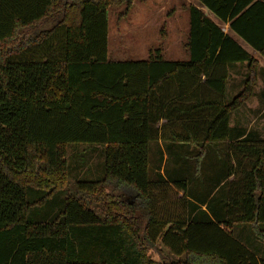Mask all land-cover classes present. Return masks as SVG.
Returning <instances> with one entry per match:
<instances>
[{"label":"trees","instance_id":"16d2710c","mask_svg":"<svg viewBox=\"0 0 264 264\" xmlns=\"http://www.w3.org/2000/svg\"><path fill=\"white\" fill-rule=\"evenodd\" d=\"M128 1L0 0V264H264V135L232 121L264 76L235 38L264 58V0L187 4V59H108Z\"/></svg>","mask_w":264,"mask_h":264},{"label":"rangeland","instance_id":"374dc122","mask_svg":"<svg viewBox=\"0 0 264 264\" xmlns=\"http://www.w3.org/2000/svg\"><path fill=\"white\" fill-rule=\"evenodd\" d=\"M189 3L198 4L196 0H129L121 4L109 5L107 8V58L112 60L144 59L147 58L150 50L158 48L165 59H187L188 54L182 43L187 37V4ZM203 10L218 21L208 10L205 8ZM221 26L224 30L227 29L226 25L221 24ZM235 38L249 49L264 69V58L240 37ZM238 76H234L235 79ZM263 77L258 79L256 91L247 100L245 107H242L232 117V121L240 117L243 125L247 128H255L262 135H264V98H261L259 91L264 87ZM236 82L230 79L228 85ZM76 154L84 156L86 160L85 165L80 167L81 171H84L87 166L94 169V162L98 160L96 151L89 150L86 145L68 146L70 159L76 157ZM112 193L118 194V191L115 190ZM258 239V241H252L249 246L253 252H258L257 256L264 257V239ZM146 253L151 260L158 263L172 257L158 241L154 245H149Z\"/></svg>","mask_w":264,"mask_h":264},{"label":"crops","instance_id":"0c3cea01","mask_svg":"<svg viewBox=\"0 0 264 264\" xmlns=\"http://www.w3.org/2000/svg\"><path fill=\"white\" fill-rule=\"evenodd\" d=\"M202 9H204V7H202ZM207 10V9H206ZM206 13V12H205ZM207 14V13H206ZM208 15V14H207ZM209 16V15H208ZM213 19V18H212ZM214 20V19H213ZM227 26V25H226ZM185 42H183L182 43V46H183V44H184ZM242 47H244L247 51H249V49H247V47H245V46H243L241 43H239ZM183 48L185 49V47L183 46ZM185 51H186V49H185ZM250 52V51H249ZM186 53H187V51H186ZM251 53V52H250ZM264 78V77H263ZM257 241H258V239H256ZM251 248V247H250ZM255 252V254L257 255V253L258 252H256V251H254Z\"/></svg>","mask_w":264,"mask_h":264}]
</instances>
